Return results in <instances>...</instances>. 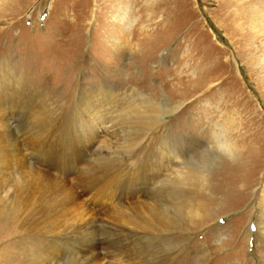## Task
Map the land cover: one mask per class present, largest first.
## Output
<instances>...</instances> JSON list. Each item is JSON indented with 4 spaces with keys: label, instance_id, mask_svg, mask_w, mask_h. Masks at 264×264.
<instances>
[{
    "label": "rangeland",
    "instance_id": "374dc122",
    "mask_svg": "<svg viewBox=\"0 0 264 264\" xmlns=\"http://www.w3.org/2000/svg\"><path fill=\"white\" fill-rule=\"evenodd\" d=\"M0 68L11 75V100L18 94L26 104L14 109L17 137L3 139L0 126V189L14 173L8 184L13 196L0 199V224L17 226L48 201L42 198L49 199L40 188L25 189L28 167L68 176L70 163L113 140L124 166L133 165L125 188L132 194L112 204L100 195L80 202L58 219L59 227L85 219L88 211L116 221L122 205L139 201L158 207L173 239L146 250L147 258L161 264H264V0H0ZM99 89L124 93L134 103L132 113L120 110L114 134L84 137L76 132L83 124L77 120L78 95ZM164 105L180 106L150 130L147 121ZM9 110H2V118ZM141 130L145 140L129 147ZM210 132L215 144L231 142L239 151H218ZM173 149L177 159L168 158ZM87 159L111 172L104 160ZM217 179L223 187L215 191ZM155 185L160 200H142ZM66 197L69 191L48 206L59 208ZM34 235L20 243L1 232L0 252L13 258L14 247L21 246L41 263L51 260L49 237Z\"/></svg>",
    "mask_w": 264,
    "mask_h": 264
},
{
    "label": "bare ground",
    "instance_id": "6f19581e",
    "mask_svg": "<svg viewBox=\"0 0 264 264\" xmlns=\"http://www.w3.org/2000/svg\"><path fill=\"white\" fill-rule=\"evenodd\" d=\"M7 71L8 70L6 68H0V91L3 89V98L2 95H0V126L2 129L1 136L3 139L7 140L11 138L12 141L20 134L17 133V131H19L18 129L13 128L14 124L12 119L15 118L16 115L14 109L18 107L17 110H20L19 106L26 104L23 103V97L18 94L14 101L11 100V97L9 96L11 94L9 88L11 87V80L8 77L11 75H8ZM18 84L19 82L12 83L15 87ZM132 90L130 93H132ZM125 94L129 95L127 92ZM123 103L125 104L124 107H122ZM133 104V101L131 103L128 102L124 93H118L114 90H110L109 92L103 89H99L97 92L82 91L79 93L77 99V117L79 118H77V120L78 122L83 121V124L76 129V132H79L85 135L84 137L89 138H98L101 135L106 136L107 134H114L117 130L116 118L119 114H121L120 110H125L126 115L128 112L132 113L131 107ZM41 105L42 103H40L38 107ZM28 106L33 107V103L28 101ZM137 106H139V104ZM179 106L180 105L168 108L164 105L156 115L151 114V117L149 116L150 119L147 121L149 123L148 125L151 127L150 130H154V128L158 129L161 125H163V116L173 113ZM7 107H9L11 111H8L6 118H2V110L6 111ZM38 107L37 109H39ZM145 107L148 108V105ZM155 110L157 111V109ZM133 111L138 112L136 108ZM38 122L37 126H39ZM146 135L147 131L145 132V130L135 132L131 138L129 137V147H136L140 145L141 142L145 140ZM79 137H81V135ZM17 140L18 145L21 146V143H23L22 139ZM113 142L115 141L112 140V142H109L107 140L100 146H96L94 150L90 152L87 151L85 155L86 157L84 156L83 158H78L76 163H70L68 168L71 170L67 173L68 176L61 177L51 172L52 170H49L46 167H39L38 165H33L27 168L28 170L25 171L27 177V179L25 178V183L28 184L29 178L30 183L29 185L26 184L24 186L25 189L27 190L28 187L30 189V186L40 188L42 192L41 195L49 192V199H46V197L42 198L40 202L43 200L48 201L43 204L41 203L39 209H35L30 216L19 221L17 226L13 223L9 225L0 224V233L4 232L8 234L9 232L11 239H15L16 242H20V240L24 242V237L27 234H35L33 237L38 236L39 238L48 236L50 240L49 243L51 245L46 254L50 252L54 256L50 258L51 260L47 259L48 261L45 260L41 263L35 259V253L32 252L27 255L29 251L25 250V248L21 246H15V254L17 255L13 258L5 257L6 255L4 254L6 253V250L0 252V264H10V262L13 264H57V262H59L58 264H66L68 262L74 264H94V260H97L95 264H161V261H159L156 257L147 258L148 255L146 250L149 251V248L155 249V245L157 248L161 245L167 246L173 239L169 233V224H166V220L161 219V216L158 213V207L150 208L148 203H141L139 201H136V203L134 201L127 202L125 204L123 203L124 205L122 206H125L126 208L122 207L124 209L120 210V217L116 221L112 222H106L97 215L94 217L91 211H88L91 215H88V212H86L87 217L79 222L67 223L63 227H59L56 224L59 218L66 217L69 208L80 204V202L83 204H89V201H91L93 197L100 195L107 197L112 204L116 201L122 202L123 197L132 194L131 191L127 189L125 190V188L129 187L127 177L130 173H132L131 171L133 169V165L127 164L124 166L125 159L124 157L122 159V155L118 151L119 149L117 150L119 146ZM170 153L172 155L166 153L168 158L172 157V159H177L179 156L177 150L173 149ZM44 155L45 154L42 153L40 154V156ZM91 155H94L96 160L101 159V162L104 160L103 162L106 165L110 164L112 168L110 169L111 172H108V170L106 171L105 168H103L104 166L97 167L98 163L97 166L95 165L92 167L89 163V159H87ZM30 157L34 159L33 156ZM32 162H34V160H32ZM192 169H195L199 176L206 175V170L203 168L192 165ZM13 175L14 173L11 174L10 180ZM121 175L125 177L123 180L121 179L122 177L120 178ZM23 176L24 174H20V177ZM201 178H195L194 180L196 184L193 185H198ZM117 179H119V182L113 184ZM136 179L140 180L138 176H136ZM9 181L7 184L2 186V189H0V199H9L13 196V192H10L8 188ZM54 182L55 185L53 186ZM216 184L214 186L215 191L223 187L221 180H219ZM155 186L153 187V192H150L146 196V199L142 200H154V197H158L157 200H160V196H157L160 195L158 192V185L156 187ZM226 190V193L230 191V187L228 185L226 186ZM23 191L25 190L23 189ZM66 191H69V197H66L65 200L60 203L59 208L53 205L50 207L48 206V203L52 201L56 204L58 199ZM124 200L126 202V199ZM252 209H255L254 206ZM147 211L148 216L143 218V214ZM262 215H264V213L260 214V218ZM177 223L181 226L180 222ZM257 229L258 234H260L261 226L258 225ZM249 234L250 228L248 229L247 240L249 239Z\"/></svg>",
    "mask_w": 264,
    "mask_h": 264
},
{
    "label": "clouds",
    "instance_id": "9594fccd",
    "mask_svg": "<svg viewBox=\"0 0 264 264\" xmlns=\"http://www.w3.org/2000/svg\"><path fill=\"white\" fill-rule=\"evenodd\" d=\"M210 138H211V132H210ZM212 142L214 143V146L216 149L220 152H224L229 156H233L236 152L239 151V148L234 143H221V144H215L214 140L211 138ZM211 146V145H210Z\"/></svg>",
    "mask_w": 264,
    "mask_h": 264
}]
</instances>
